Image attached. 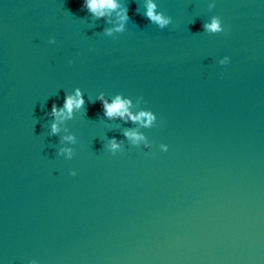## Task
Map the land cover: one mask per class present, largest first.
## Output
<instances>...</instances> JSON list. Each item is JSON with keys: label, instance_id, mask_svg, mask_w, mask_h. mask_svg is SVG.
<instances>
[{"label": "water", "instance_id": "obj_1", "mask_svg": "<svg viewBox=\"0 0 264 264\" xmlns=\"http://www.w3.org/2000/svg\"><path fill=\"white\" fill-rule=\"evenodd\" d=\"M148 2L0 0V264H264V0Z\"/></svg>", "mask_w": 264, "mask_h": 264}, {"label": "clouds", "instance_id": "obj_2", "mask_svg": "<svg viewBox=\"0 0 264 264\" xmlns=\"http://www.w3.org/2000/svg\"><path fill=\"white\" fill-rule=\"evenodd\" d=\"M83 7H86L90 12L94 13L97 17H103L110 15L114 10L121 9L120 0H84ZM147 16L155 23L159 24L161 27L167 25L170 20L163 14L157 13V4L154 0H149L147 5ZM120 23L114 29V31H122L125 27V22L130 18L126 8L121 9L120 13ZM204 28L209 33H223L227 29L220 17H213L212 20L204 25ZM113 29L109 30L111 33ZM231 62L230 56H225L220 63L229 64ZM99 99L103 102L104 115L108 118H122L125 120H132L133 122H140L144 127H151L155 121H157V115L151 110H141L138 113H134L131 110L132 101L131 99L124 97L123 95H117L111 100L104 97L103 94L100 95ZM85 104L84 96L81 90L77 89L75 95L67 96L63 107H58L56 104L52 105L51 113L53 116L59 120L65 117H70L74 109H80ZM60 131L59 123L54 122L52 124L53 134ZM125 135L134 143L140 144L145 142L147 138L140 132L136 130H129ZM65 139L71 141L74 137H65ZM120 142L114 137L110 142V149L115 152L120 148ZM164 151L168 150V145L161 146ZM62 153H67L70 158L72 155L71 148H64L61 150ZM75 175V171L71 173ZM31 264H38L36 260H32Z\"/></svg>", "mask_w": 264, "mask_h": 264}]
</instances>
